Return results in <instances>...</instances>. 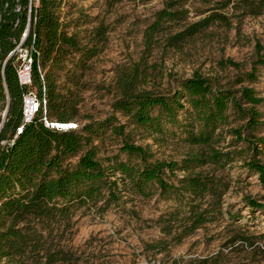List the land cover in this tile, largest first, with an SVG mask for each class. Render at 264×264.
I'll use <instances>...</instances> for the list:
<instances>
[{"label":"trees","instance_id":"obj_1","mask_svg":"<svg viewBox=\"0 0 264 264\" xmlns=\"http://www.w3.org/2000/svg\"><path fill=\"white\" fill-rule=\"evenodd\" d=\"M189 1L166 0L144 32L147 50L162 35H168L165 40L169 45L178 47L217 23L229 27L230 11L236 18L264 16V0H195L209 6V15L180 32L169 33L170 26L187 20ZM63 3L0 0V99L5 102L3 111H7L5 120L0 117V262L79 264L62 247V238L55 241V231L64 232L76 210L96 208L101 202L108 208L121 200L123 192L143 198L158 194L174 200L176 207L169 222L182 216V237H187L224 214L230 183L224 176L202 171L206 166L225 170L240 160L264 185V162L257 158L264 151V138L256 136L264 128L259 110L264 97L251 86H222L218 79L196 72L175 90H146L142 86L150 73L147 64L140 62L120 75L114 115L103 121H87L67 132L47 128L44 117L59 123L78 121L76 101L67 94L72 91L60 80L65 75L78 84L88 62L101 51L107 33L99 26L91 33V41L84 44L61 20ZM28 27L25 45L35 50L29 88L19 83L15 57L9 56ZM226 64L240 67L232 61ZM262 68L264 53L259 50L251 71L239 84L256 83ZM29 91L46 100V114L42 107L25 124L23 98ZM116 114L128 123L121 124ZM231 118L242 125L229 129ZM130 125L157 138H177L198 150L181 161L155 160L149 145L128 139L130 134L125 130ZM21 126L23 132L17 135ZM228 133L236 143L245 144L244 151L225 152L217 147ZM111 136L124 138L120 154L125 159L111 157L105 167L99 158L100 145ZM259 144L263 151L257 150ZM245 152L251 153L250 158L243 156ZM73 159L77 161L73 163ZM245 202L252 211L264 209V204L250 197ZM256 239L236 235L231 242L253 247ZM198 264L216 263L203 259Z\"/></svg>","mask_w":264,"mask_h":264},{"label":"rangeland","instance_id":"obj_2","mask_svg":"<svg viewBox=\"0 0 264 264\" xmlns=\"http://www.w3.org/2000/svg\"><path fill=\"white\" fill-rule=\"evenodd\" d=\"M165 3L166 0H64L61 20L70 33H78L84 44L91 41L95 28L107 29L101 51L88 62L84 74H79V83L73 84L65 75L60 80L61 85L72 91L67 94L76 101L78 121L75 123L80 127L87 121H103L114 115L113 104L120 97V75L140 62L147 64L150 73L142 86L146 90H175L182 80L197 72L218 79L222 86L234 89L251 86L264 97L263 68L256 83L239 84L251 71L259 50L264 53V16L236 18L230 11L227 12L231 18L229 27L217 23L178 47L169 45L165 40L168 35H162L147 50L144 32ZM185 8L189 10L187 20L170 26L169 33L180 32L209 15L206 12L209 6L200 1L190 0ZM228 61L240 67L226 64ZM4 106L0 99L2 120ZM259 110L264 122V105ZM116 116L121 124L128 123L121 114ZM231 122L229 129L239 128L243 123L234 118ZM125 133L136 144L149 145L155 160L181 161L198 150L177 138H157L132 125ZM256 136L264 138V128ZM123 140L111 136L101 143L99 158L105 167L111 157L119 155L125 159L120 154ZM217 147L225 152L244 151L245 144L236 143L228 133ZM257 150L263 151L260 144ZM250 155L245 152L243 156L250 158ZM257 158L264 162V151ZM202 171L224 176L230 189L224 197L223 216L187 237H182L185 225L182 216L169 222L176 207L174 200H165L158 194L143 198L123 192L121 200L108 208L101 202L96 208L76 210L70 226L62 229V233L55 231V241L62 238V247L79 264H198L203 259L216 264H264V209L252 211L245 202L250 197L264 204V185L240 160L225 170L206 166ZM236 235L257 238L255 245L231 242Z\"/></svg>","mask_w":264,"mask_h":264},{"label":"built area","instance_id":"obj_3","mask_svg":"<svg viewBox=\"0 0 264 264\" xmlns=\"http://www.w3.org/2000/svg\"><path fill=\"white\" fill-rule=\"evenodd\" d=\"M25 40L26 39L23 37L20 43L15 47V49L10 53L9 56H14L17 60L16 73L19 83L22 86L29 88L33 83V63L35 50L33 47L26 46ZM23 102V117L25 124L31 122L42 107L46 114L47 102L45 99L41 100L36 92H27L24 95ZM43 122L47 128L59 132H67L79 129V124L75 122L59 123L48 119L47 117L43 118ZM23 128L24 126H21L18 129L17 135L23 132Z\"/></svg>","mask_w":264,"mask_h":264},{"label":"water","instance_id":"obj_4","mask_svg":"<svg viewBox=\"0 0 264 264\" xmlns=\"http://www.w3.org/2000/svg\"><path fill=\"white\" fill-rule=\"evenodd\" d=\"M29 30H30V28L28 27V28H27V31H26V33H25V36H24L25 39L27 38V36H28V34H29ZM6 116H7V111H6V113H5L4 120H5ZM2 126H3V124H2ZM2 126L0 127V130H1Z\"/></svg>","mask_w":264,"mask_h":264}]
</instances>
